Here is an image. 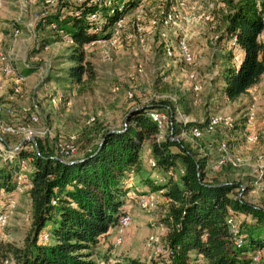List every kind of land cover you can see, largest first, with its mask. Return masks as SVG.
Wrapping results in <instances>:
<instances>
[{"label": "rangeland", "instance_id": "374dc122", "mask_svg": "<svg viewBox=\"0 0 264 264\" xmlns=\"http://www.w3.org/2000/svg\"><path fill=\"white\" fill-rule=\"evenodd\" d=\"M49 1L31 3L34 6L31 14L35 13L31 22L40 12L50 13L56 6L58 13L65 15L80 5L74 4V0ZM85 1L90 4L100 0ZM226 10L222 0H142L124 14L113 37L84 46L95 78L81 85L65 79L63 70L68 66L65 56L70 44L67 36L57 35L45 26L38 34L31 28L24 30L21 37L26 44L17 55L18 59L21 55L25 57L27 70L31 72L16 70L15 77H10L12 74H4L0 63V161L13 155L15 151L11 148L21 142L27 149L38 144L54 152L58 143L70 137L78 155L96 141L101 131L119 129L130 109L154 106L166 116L165 127L158 135L183 140L197 158L205 156L207 180L233 182L237 197L264 207V73L258 83L235 100H226L219 94L216 78L221 63L214 53L218 51L214 41L223 30ZM153 19L155 24L151 23ZM261 38L264 40V32ZM179 40L185 42L192 54L190 63L183 60L178 50ZM233 52L238 57V48ZM32 115L36 120L30 118ZM213 115L229 117L231 125L219 123L210 134L213 147H208V138L192 137L188 127L202 124ZM171 116L182 126L178 135L169 133ZM15 123L24 126L22 132L8 134L1 130L2 126ZM253 136L256 139L248 141ZM220 142L225 143L226 162L213 168ZM146 149L147 143L140 155L143 170L154 178L155 174L146 166ZM236 158L239 161L233 165ZM25 170L26 164L22 167ZM155 173L156 180L164 175ZM25 178L20 175L19 186L8 194L0 190V210L7 214L6 223L0 227V240L15 246L22 245L30 226L27 186L20 185ZM140 181L137 177L127 181L129 191L124 210L131 221L123 231L122 241L114 244L115 226L101 235L94 248L96 260L106 256L110 261L135 258L147 262L163 253L166 226L161 222L167 216L169 203L162 193L154 192V205L140 207L137 196L150 192L148 188L140 190ZM243 218L246 217L240 214L234 221L247 220ZM153 234L158 237L157 244L148 247L146 241ZM2 264L13 263L8 260ZM250 264H264V258Z\"/></svg>", "mask_w": 264, "mask_h": 264}, {"label": "trees", "instance_id": "16d2710c", "mask_svg": "<svg viewBox=\"0 0 264 264\" xmlns=\"http://www.w3.org/2000/svg\"><path fill=\"white\" fill-rule=\"evenodd\" d=\"M141 1H85L68 14H48L42 27L54 23L55 34L70 40L68 66L63 70L69 83L81 85L95 78L84 46L108 39L115 22ZM222 1L227 10L223 30L214 41L221 63L216 82L219 94L232 101L264 73V0ZM156 109H130L119 129L101 131L94 143L72 158L56 157L38 144L37 150L22 143L11 148L15 153L0 161V190L13 191L19 186L18 177L25 175L20 185L27 186L30 226L21 246L0 240V264L8 260L13 264H100L99 260L101 264H250L264 249V207L237 197L233 182L207 180V158H197L188 143L168 134L159 139L149 115ZM171 118L169 133L178 135L182 126ZM194 125L202 124L189 127ZM146 143V157L155 162L154 167L146 166L164 174L160 181L144 173L140 155ZM132 177L148 191L162 193L169 203L161 222L166 226L165 249L147 262L110 261L106 256L96 260L99 237L125 212L127 181ZM240 214L247 220H237L233 233L227 219Z\"/></svg>", "mask_w": 264, "mask_h": 264}, {"label": "built area", "instance_id": "2783aa9c", "mask_svg": "<svg viewBox=\"0 0 264 264\" xmlns=\"http://www.w3.org/2000/svg\"><path fill=\"white\" fill-rule=\"evenodd\" d=\"M85 0H74V4H82L84 3ZM162 13V11L160 12ZM49 12L47 11H43L40 12L36 18L33 20V22L30 23L31 27H38L40 24H42V22L44 21V19L48 16ZM89 17L95 18L94 14L89 15ZM123 22V18L118 19L115 22V25L113 27V30L111 32V35L109 36L110 38L114 36V33L117 32L118 28L121 27ZM152 24L156 23V20L153 19L151 21ZM48 28L51 31H54L56 28V25L54 23H50L47 25ZM98 28H96L95 30H97ZM19 34V30L17 28H14L12 30V37L16 38L17 35ZM70 42V40H68ZM178 50L181 53L183 60L187 63H190L192 61V54L189 50V48L187 47V45L185 44V42L183 40H179L178 41ZM13 60V56L10 54H4L3 52L0 51V63L2 65V71L4 74H10L13 71V68L11 66V61ZM28 63L26 64V66L28 67ZM22 79V77H20ZM10 113H12V111H9ZM151 120L155 123L156 128L158 129V134H160V132H162V130L165 127V119L166 116L158 111H151L149 113ZM32 120H36V117H33V115L30 117ZM223 122V124H225L226 126H230L231 125V120L229 117H222V116H218V115H213L210 116L206 122L202 123L201 126L198 125H194L191 126L189 128V132L190 135L194 138H199V137H204L206 136L208 138L207 140V145L208 147H210L212 145L213 147V143L212 142V138L210 137V134L215 130V127L219 124ZM169 124H171V121L169 119ZM24 126H22L20 123H15L14 125H4L1 127V130L4 133H8V134H15V133H19L23 131ZM158 138L161 139L162 136L158 135ZM172 139V138H171ZM248 141H254L256 138L253 137H248L247 138ZM0 141L1 138H0ZM58 146L56 147V149L54 150V155L60 158H72L75 156L76 154V146L74 144V139L73 137H70L68 139V141L66 142H60L57 144ZM31 149L33 150H37L36 145H30ZM33 147V148H32ZM226 147H225V143L224 142H220V144L217 145L216 147V151L217 154L219 156H217L216 154V161L213 164V168H218L219 166H221L222 164H224L226 161L223 153L225 152ZM215 151V152H216ZM239 159L236 158V160L232 161V164L235 165V162H238ZM146 164L149 167H154L155 166V162L153 159L151 158H147L146 159ZM179 173H182V170H179ZM165 175H170V172L165 173ZM19 178V177H18ZM156 177H154V179H156ZM162 180L161 178H158V181ZM138 198H136L137 204L142 207V208H147L149 206H153L154 202H155V196H154V192H144V193H140L139 196H137ZM7 220V214L5 212H2V210H0V227L2 228V226H4V224L6 223ZM131 221V216L129 215V213H127L126 211L119 217V220L117 222V224L115 225V238H114V244H119L122 241L123 238V231L124 229L130 224ZM228 224L230 225V228L232 230V232L234 233L235 227H236V222L234 221V218L230 217L227 219ZM162 225V224H161ZM158 241V237L156 235H150L146 241V245L148 247H152L153 245H156ZM156 243V244H155ZM236 244L239 246L241 244V240L240 238L236 239ZM157 251L159 250V252L161 251L160 248L156 249ZM260 258H264V249H262V252H257L253 257H252V262H256L259 261ZM203 264V263H200Z\"/></svg>", "mask_w": 264, "mask_h": 264}, {"label": "crops", "instance_id": "0c3cea01", "mask_svg": "<svg viewBox=\"0 0 264 264\" xmlns=\"http://www.w3.org/2000/svg\"><path fill=\"white\" fill-rule=\"evenodd\" d=\"M23 1V2H22ZM18 2L17 5L14 3ZM21 2V3H20ZM37 0H0V50L6 54H10L13 56V62L11 61V66L13 68L12 75L10 77H15V74H17V71H22L21 73H25L27 71L26 64L28 63L24 56H20V61L17 62L18 59V52L22 48L25 47V38L21 37L24 30L29 31L30 28L33 32H36L37 34L41 31L42 24H40L38 27H31L30 23L33 19V14H31L33 5L31 3H35ZM39 2V1H38ZM46 3H49V0H45ZM26 3V4H25ZM25 4V5H24ZM57 7V6H56ZM53 9L50 11L51 14L58 13V8ZM36 15H34L35 17ZM35 19V18H34ZM33 22V21H32ZM48 28V26H45ZM14 28H17L19 30V34L16 38L12 37V30ZM17 70V71H16ZM14 79V78H12ZM153 174H155V177L157 174L155 171H152ZM134 178V177H132ZM131 178V179H132ZM130 179V180H131ZM134 184V183H133ZM141 191L146 190L147 187L141 183ZM8 194V192H6ZM126 206V205H125ZM127 209V206L124 207ZM111 229V228H110ZM109 229V230H110ZM108 230V232H109ZM107 232V233H108ZM106 233V234H107ZM104 234V235H106Z\"/></svg>", "mask_w": 264, "mask_h": 264}, {"label": "water", "instance_id": "95a60500", "mask_svg": "<svg viewBox=\"0 0 264 264\" xmlns=\"http://www.w3.org/2000/svg\"><path fill=\"white\" fill-rule=\"evenodd\" d=\"M21 143H23V142H21Z\"/></svg>", "mask_w": 264, "mask_h": 264}]
</instances>
